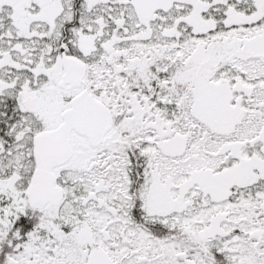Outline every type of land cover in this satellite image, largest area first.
<instances>
[{
  "label": "snow or ice",
  "instance_id": "6c2138e0",
  "mask_svg": "<svg viewBox=\"0 0 264 264\" xmlns=\"http://www.w3.org/2000/svg\"><path fill=\"white\" fill-rule=\"evenodd\" d=\"M0 264H264V0H0Z\"/></svg>",
  "mask_w": 264,
  "mask_h": 264
}]
</instances>
